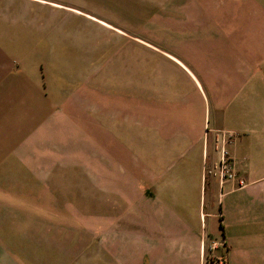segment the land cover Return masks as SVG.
I'll return each mask as SVG.
<instances>
[{
	"label": "crops",
	"instance_id": "1",
	"mask_svg": "<svg viewBox=\"0 0 264 264\" xmlns=\"http://www.w3.org/2000/svg\"><path fill=\"white\" fill-rule=\"evenodd\" d=\"M70 1L0 0V264H264V1Z\"/></svg>",
	"mask_w": 264,
	"mask_h": 264
},
{
	"label": "rangeland",
	"instance_id": "2",
	"mask_svg": "<svg viewBox=\"0 0 264 264\" xmlns=\"http://www.w3.org/2000/svg\"><path fill=\"white\" fill-rule=\"evenodd\" d=\"M264 1V0H263ZM67 3V2H66ZM68 3H76L80 5V8L83 10V13H92L93 15H97L102 19L106 18H116V7L114 6V2L112 0H76L70 1ZM145 3H153V1L148 2L147 0H129L130 7V20H131V28H134L137 24V16L140 13L141 9L145 8ZM156 3L159 4L158 1ZM111 15V17L108 15ZM57 235L64 236L66 239L60 242V252L64 254V256H57L58 254V242L56 240H52L49 242V254L46 257L42 256V242L35 241L34 242V262L35 264H89V256H88V240H84L86 236L80 235L79 233H56V229H51V237ZM213 242H211L208 246V243H205V261L203 264H217L219 260H223V256L221 253L223 251H217L216 248H211Z\"/></svg>",
	"mask_w": 264,
	"mask_h": 264
},
{
	"label": "built area",
	"instance_id": "3",
	"mask_svg": "<svg viewBox=\"0 0 264 264\" xmlns=\"http://www.w3.org/2000/svg\"><path fill=\"white\" fill-rule=\"evenodd\" d=\"M230 137H231L230 134L227 133H222L218 135L216 140H218L220 146V154H221L220 160L213 166L209 168H205L204 174L216 176L220 182L226 180H235L237 184L243 185L244 181L236 176L233 164L230 161L229 157L227 156V152L225 150V146L229 143ZM214 247L215 244L213 243L211 248Z\"/></svg>",
	"mask_w": 264,
	"mask_h": 264
},
{
	"label": "trees",
	"instance_id": "4",
	"mask_svg": "<svg viewBox=\"0 0 264 264\" xmlns=\"http://www.w3.org/2000/svg\"><path fill=\"white\" fill-rule=\"evenodd\" d=\"M223 249H224V244L221 246L220 250H222V251H223Z\"/></svg>",
	"mask_w": 264,
	"mask_h": 264
}]
</instances>
